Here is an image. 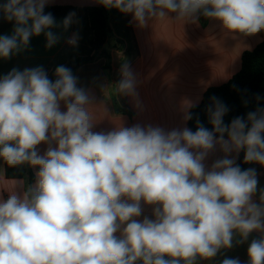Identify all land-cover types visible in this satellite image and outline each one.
<instances>
[{"label":"clouds","instance_id":"1","mask_svg":"<svg viewBox=\"0 0 264 264\" xmlns=\"http://www.w3.org/2000/svg\"><path fill=\"white\" fill-rule=\"evenodd\" d=\"M50 2L0 4L3 18L15 22L12 35H0V58L26 49L42 33L47 48L58 42L52 29L67 31L76 13L58 25L44 11ZM96 2L131 14L139 27L163 19L196 24L203 16L233 39L264 33V0ZM78 38L74 33L67 42L75 46ZM120 72L115 92L134 95L130 65ZM55 75L53 82L35 67L0 77V161L38 169L34 184L17 182L6 198L0 193V264H196L231 249L234 240L243 244L253 232L261 236L248 246V264H264V190L255 202L256 170H241L230 158L243 150L246 163L264 166V108L226 125L229 109L213 96L207 109L212 131L199 122L195 132L126 127L120 118L112 130L94 131L98 106L105 118L112 115L106 103L96 104L78 87L69 68L58 66ZM195 106H186L185 120ZM42 143L49 145L44 155L37 151ZM217 145L225 155L207 168ZM142 203L152 206L154 218L137 219ZM221 264L241 262L225 258Z\"/></svg>","mask_w":264,"mask_h":264},{"label":"crops","instance_id":"2","mask_svg":"<svg viewBox=\"0 0 264 264\" xmlns=\"http://www.w3.org/2000/svg\"><path fill=\"white\" fill-rule=\"evenodd\" d=\"M98 5L96 0H51L46 7L70 6L77 9L75 22L67 31L62 26L52 29L59 36L58 42L47 48L46 37L42 33L31 37L26 49L13 53L8 59L0 58V77L13 68L23 71L42 67L54 82L58 66H64L76 57L92 56L93 59L78 68L73 75L77 77V86L83 88L96 104L105 102L112 114L105 118L103 106H98L97 118L101 120L94 131L112 130L115 126L113 122H118L119 118L126 127L150 125L166 132L188 128V120L184 119L186 106L189 103L198 105L208 88L228 82L241 69L243 53L262 42L261 34L233 39L225 35L218 21L203 16L196 24L183 25L179 21L163 19L139 27L129 14L138 55L128 54L127 43L114 31L101 50L93 51L87 9ZM64 18L56 17L55 21L62 25ZM14 23L5 20L0 12V35H12ZM74 33L79 37L75 46L67 42ZM102 60L107 65L102 64ZM125 63L130 65L135 76L134 95L115 92L122 79L121 66ZM61 110H64L63 105ZM52 146L55 147L54 144ZM48 147L44 143L38 145V154L44 155ZM239 154L233 152L230 158H235L236 163ZM224 155L217 145L205 160L206 167L210 168L215 160ZM20 167L24 173L22 178H8L5 163L0 161V193L5 198L7 191L17 182L25 186L35 183L38 169L27 164ZM250 168L257 173V193L253 199L259 203L260 192L264 190L263 166L251 162ZM32 176L34 178L30 182ZM141 207L142 214L137 219L154 218L152 206L142 203ZM260 236L261 233L253 232L243 244H237L234 240L231 249H222L211 260L197 259L196 264H221L225 258H238L241 264H248V246Z\"/></svg>","mask_w":264,"mask_h":264},{"label":"trees","instance_id":"3","mask_svg":"<svg viewBox=\"0 0 264 264\" xmlns=\"http://www.w3.org/2000/svg\"><path fill=\"white\" fill-rule=\"evenodd\" d=\"M6 0H0V4ZM45 13H51L54 18L66 17L70 12L77 13V9L70 6L46 7ZM88 18L91 25V47L93 51L101 50L106 44L111 32L120 37L127 43L128 54L138 55V47L132 30L129 14L121 13L115 8H105L101 4L87 9ZM262 42L254 49L247 50L242 55V65L228 82L221 86L208 88L203 95L201 102L190 109L192 119L188 120V128L195 132L198 123L203 125L209 131L213 126L209 121L207 112L211 105V97L215 96L221 100L229 109L223 117L224 124L228 125L236 117L247 118V114L255 111L257 107L264 108V33H260ZM92 56L76 57L66 63L64 66L69 68L74 74L75 71L90 62ZM260 99L257 101L256 97ZM247 102V103H245ZM219 137V134H216ZM227 139V134H225ZM241 170L250 168V163L244 161V151L241 150L236 161ZM6 176L8 178H22L23 170L21 167L12 168L5 164ZM33 176L30 182L33 181Z\"/></svg>","mask_w":264,"mask_h":264},{"label":"rangeland","instance_id":"4","mask_svg":"<svg viewBox=\"0 0 264 264\" xmlns=\"http://www.w3.org/2000/svg\"><path fill=\"white\" fill-rule=\"evenodd\" d=\"M107 62H105V60H102V64H106ZM107 65V64H106Z\"/></svg>","mask_w":264,"mask_h":264},{"label":"built area","instance_id":"5","mask_svg":"<svg viewBox=\"0 0 264 264\" xmlns=\"http://www.w3.org/2000/svg\"><path fill=\"white\" fill-rule=\"evenodd\" d=\"M263 170H264V166H263Z\"/></svg>","mask_w":264,"mask_h":264}]
</instances>
